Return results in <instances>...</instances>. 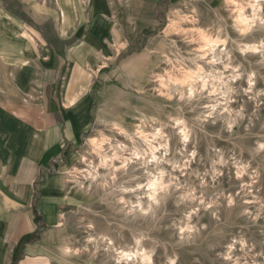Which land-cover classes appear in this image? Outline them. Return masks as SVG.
Here are the masks:
<instances>
[{
    "label": "rangeland",
    "instance_id": "374dc122",
    "mask_svg": "<svg viewBox=\"0 0 264 264\" xmlns=\"http://www.w3.org/2000/svg\"><path fill=\"white\" fill-rule=\"evenodd\" d=\"M111 2L116 15L102 1L95 15L92 0H0L1 248L22 236L6 259L264 264V1L249 31L237 15L253 17L254 0ZM72 120L84 131L47 148L55 124L72 138ZM160 170L166 188L148 206ZM30 228L38 238L13 257Z\"/></svg>",
    "mask_w": 264,
    "mask_h": 264
},
{
    "label": "crops",
    "instance_id": "0c3cea01",
    "mask_svg": "<svg viewBox=\"0 0 264 264\" xmlns=\"http://www.w3.org/2000/svg\"><path fill=\"white\" fill-rule=\"evenodd\" d=\"M67 0H61V4L64 6V7H66V5H65V2H66ZM93 1V4H92V9H95V15H96V8L98 7V8H100V5H99V3H98V1H102L103 2V6L100 8V9H106L107 10V12L108 13H110V14H114V15H116V12H113L112 11V6L110 7V3H112L111 1H116V0H92ZM104 1H105V4H104ZM107 4H108V6H107ZM115 7V4L113 5V8ZM131 10H132V8H130ZM65 11V10H64ZM67 11H69V10H67ZM112 12V13H111ZM129 13L130 14H132V11H129ZM61 18H62V28L64 29V30H68L69 29V26H70V19L69 18H67L66 16L64 17V13H62L61 12ZM79 53V51H75L74 53H72V55H75V54H78ZM82 53V52H81ZM77 59H79V58H77ZM41 82V79H39V83ZM39 85V84H38ZM50 87V85H47L46 86V89H45V91L47 92V89ZM21 114H19L18 112H16V111H13V115L14 116H16V117H21V118H27L28 117V115H27V117L25 116V112H23V111H19ZM83 123V122H82ZM81 123V124H82ZM80 122L79 121H74V120H72V121H70L68 124H67V128H70V131H66V134L67 135H69V134H72V138H70V139H63V136H62V126L60 127V128H58L59 127V125L57 124H55L54 125V127L53 128H51L50 130H49V132L47 133V135H46V137H45V143H46V147L47 148H49L50 149V147L49 146H51V149H54L55 151H57V152H59V153H62V151L64 150V147H63V144L65 143L66 144V142H72L74 139H75V137L76 136H78L80 133H82L83 131H84V128H85V125L83 126L82 125V128L80 127ZM80 128H81V130H80ZM62 143V144H61ZM50 149V150H51ZM56 158H57V155L56 154H54V155H51L50 157H49V159H48V162H52L53 160H56ZM41 168H44V164H42V165H40L39 166V169H38V171H40V169ZM32 173V169H31V167H29V165L27 164V165H24V167H23V173H22V176H28V174L29 173ZM30 175V174H29ZM51 178H53V177H51ZM21 181H22V179H21ZM17 202H19V205H20V203H21V201H20V199H18V200H16ZM0 202H2L3 203V205H5V201H4V199L3 198H0ZM25 220H26V222L29 224L30 222H29V218H28V216H26L25 217ZM17 221H19V220H17ZM18 225L20 226V222L18 223ZM17 225V226H18ZM21 227V226H20ZM33 228V227H32ZM17 229V228H16ZM18 230V229H17ZM30 230L31 231H29L28 232V234H32V229L30 228ZM19 233H21L20 232V230H18V231H16L9 239L11 240L10 241V243H8V246H9V249L7 250V248L6 249H2L1 247H5V245H4V242H3V238L2 237H4V236H1L0 237V264H9V259L7 258L6 259V252L7 251H11V250H13V248H14V246L16 245V243L18 242V240L22 237L21 235L20 236H18V234ZM18 236V237H17ZM2 242V243H1ZM14 243V244H13ZM13 244V245H12ZM2 245H4V246H2ZM7 246V247H8ZM35 246H29V248H34ZM2 249V250H1ZM12 252V251H11ZM27 252H28V250H27Z\"/></svg>",
    "mask_w": 264,
    "mask_h": 264
},
{
    "label": "bare ground",
    "instance_id": "6f19581e",
    "mask_svg": "<svg viewBox=\"0 0 264 264\" xmlns=\"http://www.w3.org/2000/svg\"><path fill=\"white\" fill-rule=\"evenodd\" d=\"M261 1H264V0H254V4H252L251 5V9H252V15H253V17H248V16H246L245 15V13L242 11L243 9L241 8L239 11H238V15H237V22L239 23V25L241 26V29H242V31H249L251 28H252V25H254V24H256V22H257V25L259 24V23H261L262 22V19L259 17L260 16V9H261ZM255 17H257L259 20H256L255 19ZM209 41V40H208ZM212 42V41H211ZM207 43V42H206ZM205 43V44H206ZM208 44H210V43H208ZM211 44H215V43H211ZM210 44V45H211ZM207 46H209V45H207ZM213 48H214V45H211V48H209V49H211V50H213ZM244 49V50H243ZM243 49H242V51L243 52H252V53H258L259 52V47L257 46H244L243 47ZM262 49V48H261ZM262 51H264V49L262 50ZM262 57H263V59H264V54H263V52H262ZM214 58V57H213ZM188 79H187V81H188V92H189V95H191L192 94V92H193V80H192V78L193 77H187ZM193 83V84H192ZM179 86V85H178ZM176 122V121H175ZM178 123V122H177ZM181 124V123H180ZM178 125V124H177ZM139 127H140V125H139ZM182 127H183V124H182ZM118 128V127H117ZM180 128H181V126H180ZM183 129V128H182ZM181 129V130H182ZM160 130V129H159ZM120 131V133H121V130H119ZM143 131V130H142ZM180 132V131H179ZM182 132V131H181ZM125 133V132H124ZM139 133H140V131H139ZM142 133V132H141ZM140 133V134H141ZM145 138V137H144ZM143 138V139H144ZM187 138V136L185 135V133L183 134V139L185 140ZM147 140V139H146ZM93 142V141H92ZM91 142V143H92ZM146 142V141H145ZM151 146V145H150ZM101 149V148H100ZM134 150H136V149H134ZM258 150H260V151H262V152H264V145H260L259 144V146H258ZM136 152V154H134L135 156H138L139 155V153H137V151H134V153ZM108 157L107 156H105L104 158H102V161H104L105 162V160L107 159ZM152 159H156L155 158V155L154 154H152V157H151ZM112 162V161H111ZM151 163V162H150ZM125 164V163H124ZM144 164L145 165H147L146 167H148V164H146L145 163V160H144ZM157 164V163H156ZM147 169V168H146ZM145 169V170H146ZM158 168H157V166L155 165V168H154V171L156 172V171H158L157 170ZM162 169V168H161ZM241 170V169H240ZM126 171V170H125ZM242 171H244V168L242 169ZM246 171V170H245ZM244 171V172H245ZM146 173H149V170H148V172L146 171ZM241 172H238L237 174H239V176L237 175V177L238 178H240L241 180H242V176H241V174H240ZM165 174V173H164ZM153 175V177H152V179L151 180H149L148 181V183L146 184V188H147V195H146V197L148 198V206H150L151 205V203L152 202H155L157 199H158V195H159V191H164L165 190V188L166 187H164L163 185H164V181H163V179H162V176H163V171H161L160 170V172H159V174H152ZM239 182V181H238ZM141 186V185H140ZM171 187V186H170ZM250 187V186H249ZM167 190V189H166ZM163 194V193H162ZM160 196V195H159ZM166 196V195H165ZM164 196V197H165ZM233 200V199H232ZM145 202V201H144ZM139 203H141L140 201H139ZM138 203V204H139ZM144 204V203H143ZM139 207H141V204H139L138 205ZM139 207H138V209H139ZM147 208V207H146ZM133 209V208H132ZM145 209V208H144ZM145 211V210H144ZM243 244V243H242ZM138 247V246H137ZM139 247H141L140 245H139ZM65 249V248H64ZM141 249V248H140ZM230 249H231V247H230ZM230 249H228V250H230ZM140 251H142V250H140ZM232 251H234V250H232ZM139 253V252H138ZM230 253V252H229ZM234 254H235V252H233ZM246 253V252H245ZM134 255V256H136L135 254H137V253H129V252H125V251H120L119 253H118V255H119V258L120 259H122V260H124V261H128L127 259L128 258H131V256L132 255ZM141 255V254H140ZM230 255H231V253H230ZM229 255V256H230ZM236 255V254H235ZM234 255V256H235ZM228 256V255H227ZM241 256V255H240ZM245 257V256H244ZM230 258V257H229ZM238 258V257H237ZM140 259L143 261V262H145V264L146 263H150L151 262V259H150V256H148V254H146V252L145 253H143L142 255H141V257H140ZM226 259H228V258H226ZM130 260V259H129ZM234 260V259H233ZM247 260V259H246ZM256 260V259H255ZM237 261V260H236ZM257 261V260H256ZM226 262H227V260H226ZM228 262H229V260H228ZM231 262V261H230ZM243 263V262H242ZM144 264V263H143ZM235 264H240V263H238V261L237 262H235ZM253 264V263H252ZM256 264V263H255Z\"/></svg>",
    "mask_w": 264,
    "mask_h": 264
},
{
    "label": "trees",
    "instance_id": "16d2710c",
    "mask_svg": "<svg viewBox=\"0 0 264 264\" xmlns=\"http://www.w3.org/2000/svg\"><path fill=\"white\" fill-rule=\"evenodd\" d=\"M33 211L35 212V217H37V213H36L35 209H33ZM38 234H39V229L36 230V232L34 234L23 237L19 241L17 247L15 248L14 253H13V257L18 252V250L22 248L23 245H25L27 243H31V241L36 240L38 238Z\"/></svg>",
    "mask_w": 264,
    "mask_h": 264
}]
</instances>
